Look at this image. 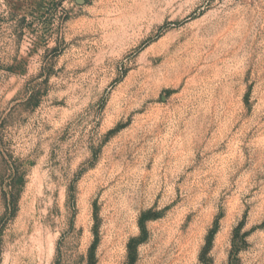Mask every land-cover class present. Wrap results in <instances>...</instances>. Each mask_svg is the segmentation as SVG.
I'll list each match as a JSON object with an SVG mask.
<instances>
[{"label": "rangeland", "instance_id": "374dc122", "mask_svg": "<svg viewBox=\"0 0 264 264\" xmlns=\"http://www.w3.org/2000/svg\"><path fill=\"white\" fill-rule=\"evenodd\" d=\"M0 264H264V0H0Z\"/></svg>", "mask_w": 264, "mask_h": 264}, {"label": "trees", "instance_id": "16d2710c", "mask_svg": "<svg viewBox=\"0 0 264 264\" xmlns=\"http://www.w3.org/2000/svg\"><path fill=\"white\" fill-rule=\"evenodd\" d=\"M14 183H15V178L11 174L6 179L4 178V180L2 182V186L3 187L13 188ZM3 194L5 195V194H7V192L4 191ZM3 198H4V201H5L6 208H8V209L13 208L14 209V206H15V198H14L13 193H11L9 195V197H7V195H5Z\"/></svg>", "mask_w": 264, "mask_h": 264}]
</instances>
